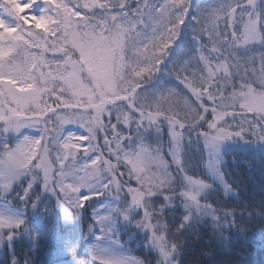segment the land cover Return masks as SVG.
<instances>
[{"label":"snow or ice","instance_id":"6c2138e0","mask_svg":"<svg viewBox=\"0 0 264 264\" xmlns=\"http://www.w3.org/2000/svg\"><path fill=\"white\" fill-rule=\"evenodd\" d=\"M49 51L60 56L48 59ZM173 97L183 101L180 111ZM237 103L240 111H229ZM81 110L92 113L86 123ZM25 111L31 126L43 119L40 139H19L25 121L16 117ZM0 121V136L19 141L0 152V249L7 247L0 264H21L18 241L29 250L57 243L71 255L68 264H184L190 237L199 238L195 226L206 220L220 239L233 229L247 239L237 218H252L248 206L228 208L210 196H238L224 171L226 153L264 154V0H0ZM77 121L86 135L76 142L72 133L52 135L56 122ZM193 147L200 175L189 174ZM121 154L137 181L126 191L117 176ZM69 156L74 162L65 164ZM45 196L55 199L67 231L30 224L29 205L39 212ZM89 207L85 235L78 225ZM255 215L264 219V211ZM86 240L88 258L77 259ZM133 240L150 259L123 254Z\"/></svg>","mask_w":264,"mask_h":264},{"label":"trees","instance_id":"16d2710c","mask_svg":"<svg viewBox=\"0 0 264 264\" xmlns=\"http://www.w3.org/2000/svg\"><path fill=\"white\" fill-rule=\"evenodd\" d=\"M194 2L204 3L211 2V0H194ZM190 43L189 39H185L181 42V46H185ZM259 49H257V52ZM45 56L48 59H52L54 56L59 57L60 54H53L52 52L45 53ZM78 58V54H77ZM251 69V66H249ZM257 74L260 70V61L257 56L256 66H255ZM163 79H169L166 75ZM237 87L239 86V81L236 82ZM176 86V82L173 80L172 85ZM231 91V88L228 89ZM170 103L176 105V111H180L183 108V101L179 97H173ZM230 102V101H229ZM49 103H51L49 101ZM7 107H12L10 104ZM44 105H41L43 107ZM240 111L238 106L236 109H229V111ZM6 111V108H5ZM91 112H86L81 110V115L85 116L90 114ZM29 112L21 113L20 117H16L17 119L28 117ZM48 114V113H46ZM11 116L12 114L9 113ZM30 115V114H29ZM50 115V114H49ZM92 115V114H91ZM52 121H55V117H51ZM41 127L42 130L45 127L43 119H41ZM3 121H0V126H2ZM112 122L115 123V116L112 118ZM105 123H107V119L105 118ZM57 123H55L56 128ZM49 130L51 131L53 124H49ZM133 127H135L133 125ZM54 132H52L53 135ZM127 134L126 130L125 133ZM44 136L50 140L49 133H44ZM1 138H5L0 136ZM15 136L8 138V144L13 142ZM104 134L101 132L99 134L98 143H104ZM111 133H109V139H111ZM165 141V153L167 151V132L165 129L164 134ZM96 143V141H94ZM125 147V150H128L129 141L124 140L121 142ZM114 149V143L111 145ZM3 150V146L0 145V152ZM54 151V150H53ZM100 154V153H99ZM188 155L192 159L193 167L190 169L189 174L191 175H200V171L197 168V164L199 163V153L196 151L195 147L188 153ZM104 157L107 159H111L112 163H116L115 157H109L107 150H104ZM166 159H171V157L167 156ZM52 159L54 160L53 156ZM226 163L224 164V171L227 174V178L229 183L232 184L233 188L238 192V196H232L229 194L228 197H224L222 193H212L210 196L211 200H218L224 206L228 208H232L234 206L238 207L239 205L246 204L248 206V211L253 212V216L251 219L247 218V213L244 217L237 218L238 226L242 223L248 231L245 233L247 239L241 238L235 229L225 232V236L228 239H220L218 235L214 234L211 228V222L206 220L199 225H196V231L198 232L199 238H196V234H193L189 241L188 245L184 251V264H264V219L255 215L257 211H264V154L260 151L256 152H243V151H234L226 153L224 157ZM122 163V162H121ZM119 164L117 176H120V173H123L122 178L125 184V191L127 187L130 185L132 187H136V183L129 176L127 165ZM55 166V165H54ZM23 185H27V181L23 182ZM19 186L17 187V191H19ZM40 188L35 186L34 191H39ZM15 193H13V196ZM12 199V197H9ZM51 203L53 206V216L49 218H40L39 213L34 210L31 205H29L27 209V218L30 224H34L40 222L41 224L48 225L49 227H55L57 230L64 232L67 229L64 227L63 222L57 223V212L55 208V199L54 198H42V202L40 203V208L45 203ZM40 211V210H39ZM91 207L88 208L87 213L84 215V218L78 225V230L82 231L85 235L88 233L90 225L92 224ZM179 214V213H178ZM170 215V214H169ZM130 232L125 230L124 227H121V236L120 239L122 242H127L129 238ZM87 242V240H86ZM85 241H81V247L79 249V254L77 259H85L86 252L84 251ZM124 246L130 250L137 258L141 259H150L148 251L142 246L138 240H133L131 242L125 243ZM17 258L21 260V264L25 258L30 259L31 264H66L72 259L71 255L65 258L62 262H46L40 258L42 254L39 249L29 250L27 243L25 242H16L15 244ZM2 255L0 257V261H3L6 257L7 247L0 249ZM39 255V256H38ZM38 256V257H36Z\"/></svg>","mask_w":264,"mask_h":264},{"label":"rangeland","instance_id":"374dc122","mask_svg":"<svg viewBox=\"0 0 264 264\" xmlns=\"http://www.w3.org/2000/svg\"><path fill=\"white\" fill-rule=\"evenodd\" d=\"M10 104V103H9ZM12 107H14V105L10 104ZM9 106V105H8ZM237 106L239 108V103H237ZM240 110V109H239ZM27 112V111H26ZM23 113V112H22ZM30 114V115H29ZM28 114V117H24V118H20V120H23L25 121V126L21 128V135L19 136V139L20 140H23V137L24 136H28L30 138H34V139H40V136H41V132L43 131L42 130V127H41V123L42 121L40 120L39 122V127H34V126H31L33 121L30 119L32 117V113L29 112ZM91 114H87L85 116H83L84 118V122L86 123L90 117H91ZM3 123V122H2ZM57 125H56V131L53 133V135H62L63 137H67L69 135V133H72L73 134V137H72V141L71 142H76L77 138L80 136V135H86V129L81 127L80 126V121H77L76 123H68V124H64V125H60L58 122H56ZM19 141L14 137L13 139V142L9 145L11 146H15ZM8 144V139H5V138H1L0 137V145L3 146L4 144ZM94 143V142H93ZM116 145L114 144V149H115ZM38 151L42 150L41 148H37ZM3 151V150H2ZM1 151V152H2ZM75 151V150H74ZM127 151V150H125ZM58 153L54 150L53 153H52V156L55 160V157ZM61 155V157L63 158V152L59 153ZM84 155L83 153V148H81L78 152H77V156L78 157H82ZM97 155H99V152L97 153ZM112 157H115V156H112ZM121 157H122V160H121V164H124L125 166L127 165V168L130 169L131 168V165L130 164H127L126 160H124L123 158V154H121ZM95 158V157H93ZM116 159V158H115ZM73 159L71 156L68 157V159L65 160V164H68V163H73ZM76 163H78L79 165H82L85 163L84 160L80 159L79 161H76ZM99 163V162H98ZM60 167V164L59 162H57L54 166V171L56 169H58ZM81 175H83V173L81 172L80 173ZM131 178L133 179V181L136 183L137 185V181L135 179V175L131 176ZM71 180H66L65 183H70ZM34 189H35V186H34ZM45 208H48L49 211L48 212H44V209ZM53 206L51 203H45L44 205H42V207L40 208V213H39V217L42 219V218H51L53 215ZM91 214V213H90ZM92 218V217H91ZM37 223H40V222H37ZM36 224V223H34ZM97 234H99L98 232V229H97ZM92 241L91 240H87L86 244L84 245V251L86 252V249L88 247V244L91 243ZM125 247V246H124ZM58 248H59V245L57 243H54V242H44V241H41V246L38 248L40 251H41V255H40V258L43 259L44 261L46 262H62L65 258H67L69 255H65V254H60L58 252ZM124 255L128 256L129 258H137L134 253H132L130 250H128L126 247H125V252L123 253ZM2 253L0 251V257H1ZM39 256V255H38ZM36 256V257H38ZM66 264H68L67 262H65Z\"/></svg>","mask_w":264,"mask_h":264}]
</instances>
